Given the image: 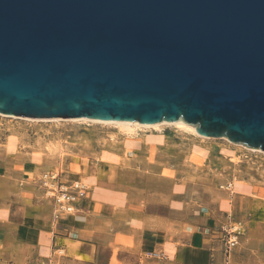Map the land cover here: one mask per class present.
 <instances>
[{
	"label": "water",
	"instance_id": "1",
	"mask_svg": "<svg viewBox=\"0 0 264 264\" xmlns=\"http://www.w3.org/2000/svg\"><path fill=\"white\" fill-rule=\"evenodd\" d=\"M0 112L264 152V0H0Z\"/></svg>",
	"mask_w": 264,
	"mask_h": 264
},
{
	"label": "rangeland",
	"instance_id": "2",
	"mask_svg": "<svg viewBox=\"0 0 264 264\" xmlns=\"http://www.w3.org/2000/svg\"><path fill=\"white\" fill-rule=\"evenodd\" d=\"M29 159L39 163L34 172ZM48 174L67 188L79 182L105 193L116 190L140 208L173 207L194 216L213 211L203 235L220 239L224 264L247 231L258 242L264 233V152L172 126L127 135L100 124L0 116V264H60L50 254L65 256L55 243L57 228L90 195L71 204V211L62 210L41 186ZM229 183L249 195L229 200ZM238 231V244L228 255L226 241ZM145 256L165 259L163 252Z\"/></svg>",
	"mask_w": 264,
	"mask_h": 264
},
{
	"label": "crops",
	"instance_id": "3",
	"mask_svg": "<svg viewBox=\"0 0 264 264\" xmlns=\"http://www.w3.org/2000/svg\"><path fill=\"white\" fill-rule=\"evenodd\" d=\"M27 162L32 172L39 165L33 159ZM229 185L230 188L226 187L229 200L241 201L244 200L242 196L249 195L239 194L235 185ZM105 192L89 185L90 197L81 202L79 212L61 221L55 243L65 256L59 259L52 252L54 262L224 264L220 239L211 237L207 241L203 235V225L208 224V215L212 216L213 211L194 216L173 207L168 210L140 208L137 204H127L128 197L116 190ZM209 223L213 225L212 220ZM251 235L247 231L230 264H264V233L258 236L260 242ZM150 252H163L165 259H148L145 255Z\"/></svg>",
	"mask_w": 264,
	"mask_h": 264
},
{
	"label": "built area",
	"instance_id": "4",
	"mask_svg": "<svg viewBox=\"0 0 264 264\" xmlns=\"http://www.w3.org/2000/svg\"><path fill=\"white\" fill-rule=\"evenodd\" d=\"M58 176L52 174L44 175L43 179L40 180L41 186L44 187L48 194L55 200L56 204L60 206V209L71 211V204L76 200L81 199L89 192V187L85 184L74 182L68 188L63 183L58 182ZM231 185H227L230 188ZM74 192V193H73ZM72 208V207H71ZM241 231L237 234H232L226 241V248L228 255H231L232 250L237 246V239L240 236Z\"/></svg>",
	"mask_w": 264,
	"mask_h": 264
},
{
	"label": "bare ground",
	"instance_id": "5",
	"mask_svg": "<svg viewBox=\"0 0 264 264\" xmlns=\"http://www.w3.org/2000/svg\"><path fill=\"white\" fill-rule=\"evenodd\" d=\"M0 116L3 117H12L16 119H23L25 121H32V122H52V123H59V122H71V123H92V124H100V125H106V126H113V127H118L120 130H122L124 133L127 135H132L136 130L141 129V130H152V129H161L164 126H172V127H177L180 130L191 132L192 134L196 135L197 137L200 138H205L197 133V130L194 125H190L185 123L184 121H178L176 123H166L162 122L159 124L155 125H142L139 122H134L131 124L123 123V122H102V121H95L92 119H80V120H75V119H56V120H44V119H34V118H26V117H18L15 115H9L0 112ZM246 149L251 150V151H258L262 152L261 150L257 149H251L246 147ZM69 210H72V208H68Z\"/></svg>",
	"mask_w": 264,
	"mask_h": 264
}]
</instances>
